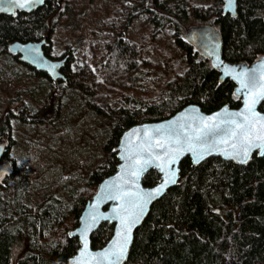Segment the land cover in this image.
Here are the masks:
<instances>
[{"label": "trees", "instance_id": "trees-1", "mask_svg": "<svg viewBox=\"0 0 264 264\" xmlns=\"http://www.w3.org/2000/svg\"><path fill=\"white\" fill-rule=\"evenodd\" d=\"M64 1L48 0L15 17L0 15V140L9 139L8 150L19 147L16 156L5 155L14 169L0 186V264H12L20 240L31 252L16 264H67L79 248L69 232L78 226L101 180L116 171V147L129 127L169 118L188 104L205 112L241 105L234 84L220 83L209 60L184 39L186 27L219 29L226 61L251 65L264 55V0H238L235 17L223 14V0H116L119 15L105 26V37L88 49L68 45L61 56H52L50 37L59 20L54 16ZM141 16L143 25L152 27L153 41L167 35L186 61L183 73L153 80L144 99L130 94L143 90L155 74L151 52L128 34ZM45 37L50 58L69 55L63 70L67 82H53L9 52L14 41ZM16 66H23L26 75ZM16 101L24 103L25 112L4 111ZM81 107L106 123L95 154L76 162L74 177L62 174L51 180L50 172L67 148L77 145L59 126L69 129ZM260 110L264 112V102ZM180 168V183L152 206L126 264H264V157L254 155L245 166L220 158L194 166L186 158ZM158 181L152 170L143 183ZM112 233L113 225L104 223L92 235L93 247L104 246Z\"/></svg>", "mask_w": 264, "mask_h": 264}, {"label": "water", "instance_id": "water-1", "mask_svg": "<svg viewBox=\"0 0 264 264\" xmlns=\"http://www.w3.org/2000/svg\"><path fill=\"white\" fill-rule=\"evenodd\" d=\"M47 1L0 0V15L15 17L20 12L31 13ZM21 4L24 7H20ZM222 12L237 16L238 0L232 3L223 0ZM184 39L209 60L211 68L219 73L220 83L229 80L234 84V94L241 100V105L232 108L225 104L212 112H205L198 104H188L169 118L126 129L116 147L119 160L116 171L101 180L92 198L86 202L78 226L69 232L70 238L78 239L79 248L68 258L67 264H114L113 253L118 252L127 235L126 251L120 262L126 264L135 234L152 206L180 183V166L184 159L189 158L194 166L211 158L245 166L254 155L264 157V146H254L264 145V141L255 138L261 134L260 129L264 125V112L260 110L264 102V55L251 65L226 61L222 54L221 32L210 24L186 27ZM48 44V37H45L39 41H14L8 49L20 62L37 72H44L53 82H67L63 70L69 55L50 58L45 51ZM244 84L248 87H243ZM249 105H252L251 112L248 111ZM232 120L255 126L252 145L243 141L242 132L230 123ZM233 131L236 136L231 134ZM8 147V138L0 141V186L14 169L13 162L5 159ZM245 148L249 150L247 157L243 155ZM195 153L202 158L197 159ZM152 170L159 174V181L146 186L144 177ZM138 205L143 207V212L136 219L140 212ZM131 220H136V223L129 232ZM104 223L113 225L112 236L104 246L94 248L92 235Z\"/></svg>", "mask_w": 264, "mask_h": 264}, {"label": "rangeland", "instance_id": "rangeland-1", "mask_svg": "<svg viewBox=\"0 0 264 264\" xmlns=\"http://www.w3.org/2000/svg\"><path fill=\"white\" fill-rule=\"evenodd\" d=\"M118 6L119 2L116 0H94L92 2L89 0H65L61 2L58 12L54 16L59 20L56 23L55 31L50 37V54L57 57L61 56L68 45H78L80 48L85 46L84 49H88L100 36L105 37L107 34L104 31L105 26L111 24L113 19L115 20L119 15ZM143 20L144 16L133 20L128 34L133 39H137L146 45V50L151 52V58L154 64L155 74L150 76L149 80L143 86L144 91L140 89L130 92L136 98L144 99L153 90V80L159 78L161 80H167V78H171L176 73H183L186 68V61L181 56L175 44L169 42L167 35L159 39L156 38L159 41H153L154 37L151 34L152 27L143 25ZM16 69L26 75L23 66H16ZM24 106L23 102L16 101L12 105H6L4 111L18 114V112H25ZM28 114L32 113L29 112ZM94 116V113L81 107L73 114V121L70 122L71 126L69 129L68 127L59 126L61 130L67 129V133L64 134L65 136H74L77 145L73 149L67 148V155L59 160L51 170V180L58 179L62 174L74 177L78 171L74 168L76 162H81L91 153L95 154V149L97 148L96 143L98 142V138L101 137L106 123L104 124L100 119H95ZM17 147H11L8 150V154L16 156L19 150V147L18 149ZM60 194L65 195L63 189ZM29 252L31 250L27 242L20 240L12 251V264H16L21 257Z\"/></svg>", "mask_w": 264, "mask_h": 264}, {"label": "snow or ice", "instance_id": "snow-or-ice-1", "mask_svg": "<svg viewBox=\"0 0 264 264\" xmlns=\"http://www.w3.org/2000/svg\"><path fill=\"white\" fill-rule=\"evenodd\" d=\"M41 2H43V0H41ZM232 2H233V0H229V3H232ZM19 6H20V7H24L23 4H21V5H19ZM243 87L247 88L248 85H247V84H244ZM254 102H255V101H253V103H254ZM248 111H250V112L252 111V105H249ZM244 119H245V121H247V117H245ZM230 123L233 124V125H235V128L238 129V130H240V131L242 132V139H243V141H244L246 144L252 145V138H253V133H254V127H255V126H254L253 124H247V126H246L245 123H238L236 120H232ZM157 131H160V130L157 129ZM260 132H261V134L256 135L255 138H256L257 140L264 141V125L261 126ZM231 134H232L233 136H236L237 133H236L235 131H233ZM197 139H200V138L197 137ZM254 146H255V147H262V146H264V145H262V144H256V145H254ZM248 151H249L248 148H245L244 153H243V155H244L245 157H247V155H248ZM195 154H196V156H197V159L202 158V157L199 155V153H195ZM172 182H175V181L173 180ZM158 191H159V190H158ZM138 207L140 208V212L137 213L136 219H139V216H140V215L142 214V212H143V207L140 206V205H138ZM126 223H128V222L126 221ZM135 223H136V220H131V222H130V224H129V227H128V231H129V232H130V230H131V226L134 225ZM124 240H125V243L119 246V250H118V252L113 253V255L115 256V262H114V264H120V262H121L122 259H123L124 253H125V251H126V244H127V241H128V237H127V235L124 236Z\"/></svg>", "mask_w": 264, "mask_h": 264}, {"label": "flooded vegetation", "instance_id": "flooded-vegetation-1", "mask_svg": "<svg viewBox=\"0 0 264 264\" xmlns=\"http://www.w3.org/2000/svg\"><path fill=\"white\" fill-rule=\"evenodd\" d=\"M16 56V55H15ZM16 58H17V56H16ZM18 59V58H17ZM24 64V63H23ZM24 65H26V64H24ZM28 66V65H27ZM30 67V66H29Z\"/></svg>", "mask_w": 264, "mask_h": 264}]
</instances>
